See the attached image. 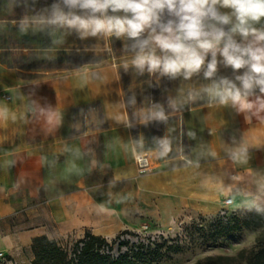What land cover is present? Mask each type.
<instances>
[{
	"label": "crops",
	"instance_id": "crops-1",
	"mask_svg": "<svg viewBox=\"0 0 264 264\" xmlns=\"http://www.w3.org/2000/svg\"><path fill=\"white\" fill-rule=\"evenodd\" d=\"M185 103L160 122L159 152L141 144L116 67L30 82L0 69V264H32L38 237L112 239L142 219L216 216L226 198L231 211L264 210V111Z\"/></svg>",
	"mask_w": 264,
	"mask_h": 264
},
{
	"label": "rangeland",
	"instance_id": "rangeland-1",
	"mask_svg": "<svg viewBox=\"0 0 264 264\" xmlns=\"http://www.w3.org/2000/svg\"><path fill=\"white\" fill-rule=\"evenodd\" d=\"M54 2L0 0V69H12L20 79L30 82L70 69L83 68L94 74L105 65L116 67L131 117L138 123L139 137L145 149L159 152L163 149L160 145L163 139L161 121L149 118L154 111L163 108L165 113H177L186 101L215 100L204 92L212 80L222 77L235 80V75L244 71L241 69L234 73L231 67L220 63L215 77L209 79L204 77L203 69L187 80L183 76L170 78L147 70L140 73L132 65L136 54L131 47L132 39L104 34L82 35L75 29L47 24L46 18ZM237 84L239 86V82ZM190 93L197 98L189 99ZM133 99L134 103L131 102ZM255 212L260 215L254 216L251 209L236 211L228 225H222L217 216L195 213L165 224L142 219L135 228L105 239L100 251L113 259L126 256L134 260V264L208 263L209 257L218 256L233 259L218 264H244L240 253L244 252L246 256L258 240L264 239V210L255 209ZM125 233L128 239L119 241V236ZM76 244V240L67 241L59 251L51 246L43 250L40 244L35 262L61 264L64 260L75 264L70 259ZM138 251L143 254L135 255ZM208 264L212 263L209 261Z\"/></svg>",
	"mask_w": 264,
	"mask_h": 264
},
{
	"label": "clouds",
	"instance_id": "clouds-1",
	"mask_svg": "<svg viewBox=\"0 0 264 264\" xmlns=\"http://www.w3.org/2000/svg\"><path fill=\"white\" fill-rule=\"evenodd\" d=\"M262 20L264 0H55L46 23L82 35L132 39V65L140 73L187 80L202 69L206 79L214 78L220 63L234 73L243 69L235 80L213 79L204 92L221 105L260 112L264 98H249L257 89L264 94V25L256 26ZM149 118L167 120L163 108ZM160 145L169 150L166 138Z\"/></svg>",
	"mask_w": 264,
	"mask_h": 264
},
{
	"label": "trees",
	"instance_id": "trees-1",
	"mask_svg": "<svg viewBox=\"0 0 264 264\" xmlns=\"http://www.w3.org/2000/svg\"><path fill=\"white\" fill-rule=\"evenodd\" d=\"M252 214L258 217V213L255 212L257 208H250ZM235 217V211H233L231 217L227 223H220L222 225L230 224ZM232 228H237L233 226ZM76 246L71 254V262L75 264H134V260L126 256H118L115 259L111 258L109 255L102 254L101 247L105 244V239L99 236H94L92 234L86 233L84 237L76 240ZM82 246L79 248V244ZM41 244L43 250H47L49 246L53 247L55 250L59 251L60 246L56 245L55 242L46 239L45 237H38L33 240L32 250L34 252V261L32 264H36L35 255L38 253L37 246ZM79 250V253H78ZM143 252L138 251L135 255H142ZM240 257H244V264H264V239H260L256 242L255 247H253L249 252L244 256V252L240 253ZM208 263L218 264L223 261H233L230 257L218 256V257H209L207 259ZM206 261H198L196 264H208ZM61 264H70L62 260Z\"/></svg>",
	"mask_w": 264,
	"mask_h": 264
},
{
	"label": "built area",
	"instance_id": "built-area-1",
	"mask_svg": "<svg viewBox=\"0 0 264 264\" xmlns=\"http://www.w3.org/2000/svg\"><path fill=\"white\" fill-rule=\"evenodd\" d=\"M3 98L5 100H8L9 96L8 95H3ZM134 162L136 163L138 172L140 174L146 173V172L150 171V169H151V158H150L149 155H147L145 153H137V154H135ZM230 203H231V199H229V198L224 199L223 203H222L223 204L222 207L217 212L216 216H217L218 220L221 223H227L229 218L231 217V215L233 213V211L229 210V208H228ZM124 239H126V240L128 239V236H127L126 233L119 236V241H124ZM152 239L154 240V237H152ZM81 246H82V244L80 243L79 244V248ZM78 253H79V250H78Z\"/></svg>",
	"mask_w": 264,
	"mask_h": 264
}]
</instances>
